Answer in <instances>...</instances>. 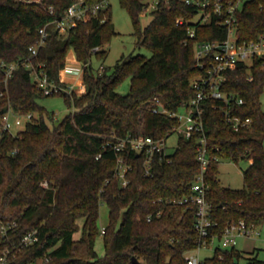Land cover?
Listing matches in <instances>:
<instances>
[{
	"label": "trees",
	"instance_id": "16d2710c",
	"mask_svg": "<svg viewBox=\"0 0 264 264\" xmlns=\"http://www.w3.org/2000/svg\"><path fill=\"white\" fill-rule=\"evenodd\" d=\"M73 1L0 0V125L8 110L32 113L23 129L2 132L0 137V254L8 252L13 264L47 255L49 260L41 264H133V257L141 264H186L185 254L197 243L196 208L191 201L181 200L192 194L201 171L197 134L178 136L175 148L167 157H157L148 175L143 153L125 150V161L131 165L126 184L115 173L119 152L114 146L126 136L173 133L177 118L154 112L153 107L162 103L178 110L195 95L192 79L206 72L197 64L196 43L225 38L227 26L217 16L208 23H193L190 19L196 8L182 0H159L143 26L141 15L149 3L119 0L131 17L137 46L148 48L151 54H123L111 71H100L93 67L92 57L105 56L103 46L117 33L111 4L84 0L91 7L102 1L106 4L95 12L90 8L85 21L61 33L52 20L61 17ZM49 5L54 7L53 14ZM178 18L185 22L178 24ZM45 25L47 38L37 54L31 55L29 47ZM189 26H195L194 36L188 33ZM236 28L240 41L264 35V0L244 1ZM97 45L100 49L92 51ZM70 50L83 63L85 91L45 94L32 77L33 68H41L50 80L60 83V70ZM13 61L19 65L5 80L2 63ZM225 72L224 90L244 99L232 108V114L251 120L236 130L225 119L223 101L205 102L210 156L204 171L206 197L212 205V231L217 233L239 219L251 227L264 223V110L260 101L264 58L255 57L251 65L239 62ZM127 77L130 89L121 93L117 87ZM55 94L63 96L73 110L49 125L44 116L54 120V113L40 99ZM223 158L248 160L242 187L221 182ZM102 202L109 208L103 233L98 224ZM13 222L3 233L1 225ZM33 229L38 231V240L24 244L23 236ZM79 230L80 236L75 237ZM99 234L104 241L102 255L95 249ZM242 257L234 246L217 248L206 261L241 264ZM246 264H264V259L254 255Z\"/></svg>",
	"mask_w": 264,
	"mask_h": 264
},
{
	"label": "built area",
	"instance_id": "2783aa9c",
	"mask_svg": "<svg viewBox=\"0 0 264 264\" xmlns=\"http://www.w3.org/2000/svg\"><path fill=\"white\" fill-rule=\"evenodd\" d=\"M159 0H155L153 8L157 6ZM183 2L193 5L196 8L195 15L190 19L193 23H208L211 22L215 16L219 21L227 26V35L221 40H202L196 43L195 54L197 64L206 69L204 74L196 76L192 79V85L195 87V95H193L187 102L183 103L178 110H170L162 103L159 106L153 107L154 112H161L168 116L177 118L178 124L173 128V133L178 136L183 135L187 138L197 134V153L196 158L200 164L201 171L197 175L195 182L192 184V194L184 198L181 202L191 201L195 205V229L197 231L196 246L185 254L186 264H212L207 262L206 256L201 258L200 252L203 248H213V255L217 248L226 249L236 246L239 237L250 236L255 232L256 227L249 226L244 219L230 221L221 230L220 233L213 232L215 225L211 217L212 205L206 197L208 184L205 180L204 171L206 170L210 161L208 140L204 125V110L207 99H216L223 101L226 105L224 109V116L226 121L234 128L239 129L250 122V117L241 118L239 115L232 114V108L244 102L243 97L235 92H227L223 88L225 80H227L226 70L229 67H234L239 62H246L251 65L255 57L264 58V35L258 38L239 40L236 33L237 27V12L242 7L246 0H182ZM149 3V2H148ZM106 2L102 1L95 4L93 7L86 4L84 0H74L64 11L61 17H55L52 22L56 29L63 33L69 28L75 26L78 21L87 19V11L93 8L96 9L105 6ZM150 4V3H149ZM149 6V5H148ZM49 10L53 14L54 7L49 5ZM184 18H178L177 23L183 24ZM40 38L32 44L29 49L31 55L37 54L39 48L44 44L47 38L46 25L39 29ZM190 36L196 34L195 26L188 27ZM100 47L94 46L92 51L99 50ZM79 62L81 65H79ZM5 80L9 78L14 69L19 65V62H3ZM31 66L30 63H27ZM41 66V64H40ZM104 68H101L102 71ZM62 75H83V63L79 61L75 55L66 57V62L60 70V83L50 80L47 73L42 70L33 68L32 77L39 87L42 88L45 94H54L60 90L71 92L73 87L71 85H62ZM248 78H252L249 74ZM65 84V83H64ZM21 116H25L28 120L31 119L32 113L26 115L14 114L8 110L2 118L0 125V137L2 132L14 131V125L22 123ZM14 117V121H13ZM172 133V134H173ZM172 134H167L162 137H155L147 134H138L134 136H126L120 138L115 144L114 148L119 152L117 159L116 174L122 178L123 184L128 182L126 172L131 168L129 163H126L123 152L125 150H133L138 154L144 155V173L151 174L154 160L158 157L160 159L167 157L170 153L169 138ZM177 145V143H176ZM151 219V215L148 216ZM15 225L13 223H3L1 230L3 233L7 229ZM101 232L105 231V226L100 228ZM258 232V231H256ZM39 238L37 229L28 231L22 239L24 244H30L37 241ZM212 255V256H213ZM221 258L222 255L220 254ZM49 255L39 258L36 261H29L25 264H41L43 261H48ZM0 264H13L9 259L8 252L0 254Z\"/></svg>",
	"mask_w": 264,
	"mask_h": 264
},
{
	"label": "rangeland",
	"instance_id": "374dc122",
	"mask_svg": "<svg viewBox=\"0 0 264 264\" xmlns=\"http://www.w3.org/2000/svg\"><path fill=\"white\" fill-rule=\"evenodd\" d=\"M111 4L112 9V20L117 31L116 35L106 43L103 48L107 49L105 56L98 57L93 55L92 65L95 70H101L105 68L108 71L115 66L123 54H137L143 53L150 55L151 51L146 47H138L136 42V35L133 33L134 26L129 15V12L125 7H123L119 0H108ZM149 2V6L141 15V23L145 26L152 18L151 11L153 10V4L155 0H146ZM153 3V4H152ZM69 56H73V50L68 53ZM79 65L81 63L79 62ZM130 89V78H125L117 87V90L121 93H127ZM260 101L262 108L264 110V87L260 93ZM40 103L45 106L49 113H54V120H52L47 114H45V120L49 125L53 122L60 121L66 114H68L73 107H69L63 96L55 94L48 95L40 99ZM36 116L38 114L36 113ZM22 123L19 125H14V131H19L25 127L28 119L25 116H21ZM14 121V117H13ZM178 141L177 133H173L169 138L170 150H173ZM248 160H240L239 162L234 161L230 158H223L220 160V179L224 185L231 187H242L244 184L243 180V170L248 166ZM83 218L79 219L80 224L83 223ZM109 222V208L105 202H102L100 206V215L98 224L101 228L106 226ZM258 231V232H256ZM81 234L80 230L75 233V237H79ZM237 247L242 251L243 257L240 259L241 264H246L247 261L257 255L259 258L264 259V223L257 226L255 232L250 236L239 237L237 242ZM95 249L99 255H102L105 251L104 241L102 234H99L96 238ZM201 258L213 255V248H203L200 252Z\"/></svg>",
	"mask_w": 264,
	"mask_h": 264
},
{
	"label": "crops",
	"instance_id": "0c3cea01",
	"mask_svg": "<svg viewBox=\"0 0 264 264\" xmlns=\"http://www.w3.org/2000/svg\"><path fill=\"white\" fill-rule=\"evenodd\" d=\"M62 80L66 85H71L73 89L78 93L84 92L86 89V86L83 81V76L62 75Z\"/></svg>",
	"mask_w": 264,
	"mask_h": 264
},
{
	"label": "water",
	"instance_id": "95a60500",
	"mask_svg": "<svg viewBox=\"0 0 264 264\" xmlns=\"http://www.w3.org/2000/svg\"><path fill=\"white\" fill-rule=\"evenodd\" d=\"M132 262L133 264H141V262L136 257L132 258Z\"/></svg>",
	"mask_w": 264,
	"mask_h": 264
}]
</instances>
